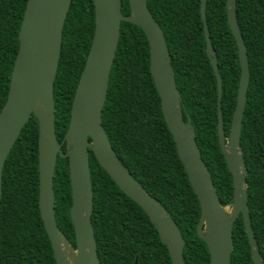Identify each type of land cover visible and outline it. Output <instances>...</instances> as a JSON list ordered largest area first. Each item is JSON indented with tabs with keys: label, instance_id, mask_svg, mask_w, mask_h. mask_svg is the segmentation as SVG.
Here are the masks:
<instances>
[{
	"label": "trees",
	"instance_id": "1",
	"mask_svg": "<svg viewBox=\"0 0 264 264\" xmlns=\"http://www.w3.org/2000/svg\"><path fill=\"white\" fill-rule=\"evenodd\" d=\"M27 0H0V112L19 48L18 33ZM201 0H147L171 57L184 121L207 167L222 207L231 205L232 177L217 134V86L206 52ZM226 0H206L211 45L222 82L221 111L229 133L240 78L238 51L229 28ZM121 12L130 14L128 0ZM236 17L248 56L250 79L242 118L240 148L247 169L246 196L253 236L264 261V0H236ZM95 29L91 0H71L62 30L53 84L54 127L59 143L69 126L75 90ZM143 31L122 21L109 74L101 122L116 155L140 186L168 212L185 241V264H210L196 226L201 209L172 135L149 68ZM38 132L32 115L3 166L0 198V264H56L38 208ZM66 145L62 144L65 152ZM91 223L100 264H172L167 247L144 211L116 186L89 152ZM53 190L55 219L75 248L70 219L68 158L57 157ZM230 264H254L242 216L233 223Z\"/></svg>",
	"mask_w": 264,
	"mask_h": 264
},
{
	"label": "water",
	"instance_id": "2",
	"mask_svg": "<svg viewBox=\"0 0 264 264\" xmlns=\"http://www.w3.org/2000/svg\"><path fill=\"white\" fill-rule=\"evenodd\" d=\"M95 29L85 67L73 97L68 129L61 143L54 127L53 84L62 44V30L71 0H27L21 21L19 48L10 76L6 102L0 112V198L3 166L22 128L33 115L38 132V208L56 264H100L91 223L92 185L89 169L91 151L116 186L136 203L155 226L167 247L172 264H185V241L166 209L136 181L113 150L103 129L101 115L107 95L109 74L120 36V23L140 27L149 45V68L160 98L165 123L176 145L190 185L199 201L201 214L196 233L206 245L210 264H230L232 228L239 215L249 240L254 264H264L256 245L247 205V169L240 148V134L250 79L247 48L236 17V0H226L229 28L234 37L240 78L229 133L226 136L221 111L222 82L217 57L206 24V0H201L206 52L217 86V134L232 177L231 212L220 204L210 173L203 163L194 130L181 113V96L176 87L165 37L152 17L147 0H128L129 15L121 12V0H91ZM66 143L70 149L62 150ZM57 157L68 158L71 188L70 219L76 255L55 219L53 177ZM73 247V246H72ZM71 256V260L69 259ZM136 264V263H135Z\"/></svg>",
	"mask_w": 264,
	"mask_h": 264
},
{
	"label": "rangeland",
	"instance_id": "3",
	"mask_svg": "<svg viewBox=\"0 0 264 264\" xmlns=\"http://www.w3.org/2000/svg\"><path fill=\"white\" fill-rule=\"evenodd\" d=\"M65 145H66V143H65ZM66 147H67V149H70V146H67L66 145ZM224 211L227 213V214H230V212H231V206H227V208H224ZM70 255H72V256H75L76 255V250L71 246L70 247ZM70 258H71V256H69ZM69 258V259H70ZM71 260V259H70Z\"/></svg>",
	"mask_w": 264,
	"mask_h": 264
},
{
	"label": "flooded vegetation",
	"instance_id": "4",
	"mask_svg": "<svg viewBox=\"0 0 264 264\" xmlns=\"http://www.w3.org/2000/svg\"><path fill=\"white\" fill-rule=\"evenodd\" d=\"M229 206H231V205H229ZM227 207V206H226Z\"/></svg>",
	"mask_w": 264,
	"mask_h": 264
},
{
	"label": "bare ground",
	"instance_id": "5",
	"mask_svg": "<svg viewBox=\"0 0 264 264\" xmlns=\"http://www.w3.org/2000/svg\"><path fill=\"white\" fill-rule=\"evenodd\" d=\"M70 253V252H69ZM70 258V257H69Z\"/></svg>",
	"mask_w": 264,
	"mask_h": 264
}]
</instances>
